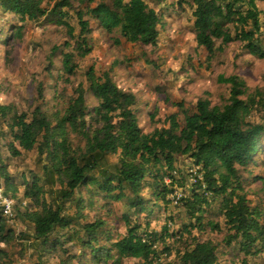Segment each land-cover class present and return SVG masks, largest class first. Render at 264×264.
I'll list each match as a JSON object with an SVG mask.
<instances>
[{"label": "trees", "instance_id": "obj_1", "mask_svg": "<svg viewBox=\"0 0 264 264\" xmlns=\"http://www.w3.org/2000/svg\"><path fill=\"white\" fill-rule=\"evenodd\" d=\"M69 1L59 0L48 10L43 0H0V22H11L16 41L26 23L51 21L66 29L73 46L64 42L47 56L51 66L61 54L64 84L76 74V60L91 53L90 20L107 33L117 31L130 45L156 47L163 16L145 0H76L83 8L74 14L77 35L63 12L71 8ZM258 1L264 0H190L197 47L212 58L236 43L244 56L264 63ZM5 31L0 25V36ZM261 79L264 83V75ZM84 82L85 90L74 88L63 105H37L29 113L0 106V146L11 156L0 155V187L15 202L11 218L0 211V264L27 259L45 264L46 257L57 254L56 264H264V210L245 191L260 181L250 167L264 165V85L249 90L242 78L231 75L223 80L229 89L225 104L198 99L187 112L180 103L181 121L174 113L144 134L135 96L119 89L109 71L97 75L89 67ZM87 94L94 100L91 107ZM36 95L42 98L39 87ZM25 156L34 169L18 183L8 174V163ZM181 158L205 184L203 192L184 191L176 206L184 217L171 211L167 199L174 184L185 182L176 175ZM117 204L133 215L131 221L125 217L122 236H114L109 224ZM165 213V224L155 230L150 219ZM17 219L30 233L12 228Z\"/></svg>", "mask_w": 264, "mask_h": 264}, {"label": "rangeland", "instance_id": "obj_2", "mask_svg": "<svg viewBox=\"0 0 264 264\" xmlns=\"http://www.w3.org/2000/svg\"><path fill=\"white\" fill-rule=\"evenodd\" d=\"M43 1V8L50 10L59 0ZM145 1L150 9L163 16L161 27L158 29L156 47L130 45L118 36L117 31L107 33L95 21L90 20L91 53L84 59L76 60L77 72L68 79L69 86L59 78L61 54L56 53L51 66L47 63V56L53 47H58L64 42L72 45L64 27L55 25L51 21L43 23L42 26L26 23L22 39L16 41L11 34L14 29L9 27L11 22H0V25L6 28L5 34L0 36V106L12 105L20 113H29L37 105L43 107L46 104L47 108L53 107L56 102L57 105H63L72 96L74 88L82 86L85 90L84 73L89 67H93L97 75L109 71L112 81L119 89L135 96L139 128L144 134H148L162 127L164 119L174 113L181 121L183 115L178 108L180 103L187 112L194 109L198 99H206L212 106L217 107L225 104L229 98V89L223 80L231 75L242 78L249 90L264 85L261 79L264 75V63L262 60L244 56L239 44L229 45L212 58L208 57L203 48L197 47L192 28L190 0ZM69 3L71 8L63 12L67 13L68 23L77 35L78 28L74 14L83 8L76 0H70ZM256 5L261 17H264V1H258ZM7 37L8 42L4 44ZM65 52H71V49ZM246 60H249L248 65L243 64ZM38 87L42 93L41 99L36 95ZM55 94L58 95L57 100L54 98ZM85 101L88 107L94 105V100L88 94L85 95ZM3 142H6L5 138ZM0 155L4 160L11 158L3 145L0 146ZM175 163L177 177L186 181L187 175L192 170L189 169L191 165L182 158L177 159ZM259 163L260 160H257V164ZM8 164V174L16 176L19 179L18 183H21V175L34 169L29 156L12 160ZM250 171L252 176H258L260 181L251 184L245 191L251 203H260L264 210V165L251 166ZM149 199L153 200V198ZM167 199L171 200L169 196ZM158 206L159 202L154 200L155 211ZM169 206L173 209L172 212L184 217L181 207L176 208L172 203ZM113 213L109 218L110 229L114 236H122L126 229L125 217L131 221L133 215L126 210L124 204L115 205ZM72 214L70 211L69 215ZM166 215L167 213L159 215L157 219L151 218V226L159 230L165 224ZM182 221L184 225H188L186 219ZM11 224L17 233L21 231L30 233V227L19 219ZM72 251L76 252L75 249ZM30 255L31 252L28 251L27 256ZM60 259L57 254L46 257L44 262L56 264ZM29 262L30 259H27L20 264H29ZM125 264H138V262L128 261ZM257 264L262 263L257 262Z\"/></svg>", "mask_w": 264, "mask_h": 264}, {"label": "built area", "instance_id": "obj_3", "mask_svg": "<svg viewBox=\"0 0 264 264\" xmlns=\"http://www.w3.org/2000/svg\"><path fill=\"white\" fill-rule=\"evenodd\" d=\"M187 180L183 183V186H179L178 184H174L172 187V193L169 195V200L174 207L179 205L180 200H182L185 193H190L195 191V193H200L205 190V184L203 182L202 174L198 173L197 169L190 170V174L187 175ZM165 184H170V181H165ZM15 205L13 199L6 197L4 194V190L0 187V211L3 216L8 219L12 217V209Z\"/></svg>", "mask_w": 264, "mask_h": 264}]
</instances>
